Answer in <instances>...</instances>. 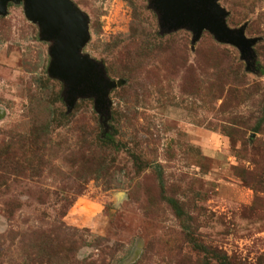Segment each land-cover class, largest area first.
Returning <instances> with one entry per match:
<instances>
[{
	"label": "rangeland",
	"instance_id": "1",
	"mask_svg": "<svg viewBox=\"0 0 264 264\" xmlns=\"http://www.w3.org/2000/svg\"><path fill=\"white\" fill-rule=\"evenodd\" d=\"M72 1L123 83L70 108L25 4L0 15V264H264V0H218L247 58L150 0Z\"/></svg>",
	"mask_w": 264,
	"mask_h": 264
},
{
	"label": "water",
	"instance_id": "2",
	"mask_svg": "<svg viewBox=\"0 0 264 264\" xmlns=\"http://www.w3.org/2000/svg\"><path fill=\"white\" fill-rule=\"evenodd\" d=\"M10 2L25 4V14L40 28L42 40L51 42L49 73L66 84V99L72 107L78 97H94L99 111L110 106L109 92L121 85L112 80L104 66L82 52L90 38L89 17L72 0H0V15L7 13ZM160 16L163 32L190 29L197 41L204 30L221 42L236 45L244 58L251 53L253 40L245 28H230L227 11L218 0H150ZM104 113V114H105Z\"/></svg>",
	"mask_w": 264,
	"mask_h": 264
},
{
	"label": "trees",
	"instance_id": "3",
	"mask_svg": "<svg viewBox=\"0 0 264 264\" xmlns=\"http://www.w3.org/2000/svg\"><path fill=\"white\" fill-rule=\"evenodd\" d=\"M104 139L106 140L107 143H113V139L111 138L110 131L104 132Z\"/></svg>",
	"mask_w": 264,
	"mask_h": 264
}]
</instances>
